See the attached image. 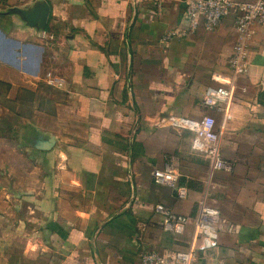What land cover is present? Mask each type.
<instances>
[{
	"label": "crops",
	"instance_id": "1",
	"mask_svg": "<svg viewBox=\"0 0 264 264\" xmlns=\"http://www.w3.org/2000/svg\"><path fill=\"white\" fill-rule=\"evenodd\" d=\"M235 2L249 0H231ZM45 2L43 30L13 8ZM185 0H0V264H140L143 251L183 249L162 205L195 214L207 163L166 119L223 123L207 203L228 227L199 264H264V26L228 118L206 108L237 40L234 14L191 28ZM178 30L181 36L166 40ZM176 163L186 196L154 182Z\"/></svg>",
	"mask_w": 264,
	"mask_h": 264
},
{
	"label": "built area",
	"instance_id": "2",
	"mask_svg": "<svg viewBox=\"0 0 264 264\" xmlns=\"http://www.w3.org/2000/svg\"><path fill=\"white\" fill-rule=\"evenodd\" d=\"M184 13L189 18L191 28L200 23L205 31L215 30L220 22L231 13L235 15L234 30L236 43L228 59L230 75L217 87H206L201 95L202 104L208 109L218 110L228 118L227 108L232 101L236 82L247 71L249 66V45L255 34V27L264 26V0L235 2L231 0H185ZM183 35L175 30L166 35V40ZM171 131L181 135L189 133L190 150L193 155L201 157L207 163V178L196 204L195 214L191 217H180L162 205L154 210L163 218L162 229L174 237L184 236L187 229L191 234L183 249H169L162 252L143 251L140 253V264H199V255L212 251L219 244V235L228 225L222 220L217 208L207 203V188L211 177L216 172L229 173L233 164L223 159L221 154V134L223 123L210 115L199 120H192L175 115L166 119ZM154 182L176 191L177 197L184 198L186 191L178 186L176 163L169 161L162 170L153 172Z\"/></svg>",
	"mask_w": 264,
	"mask_h": 264
},
{
	"label": "water",
	"instance_id": "3",
	"mask_svg": "<svg viewBox=\"0 0 264 264\" xmlns=\"http://www.w3.org/2000/svg\"><path fill=\"white\" fill-rule=\"evenodd\" d=\"M49 6L45 2L36 3L32 8L19 9L13 8L9 10L10 15H17L23 20L30 28L43 30L46 26L49 16Z\"/></svg>",
	"mask_w": 264,
	"mask_h": 264
}]
</instances>
